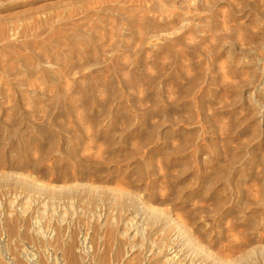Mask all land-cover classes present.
I'll return each instance as SVG.
<instances>
[{
    "label": "rangeland",
    "instance_id": "1",
    "mask_svg": "<svg viewBox=\"0 0 264 264\" xmlns=\"http://www.w3.org/2000/svg\"><path fill=\"white\" fill-rule=\"evenodd\" d=\"M163 257L264 264V0H0V264Z\"/></svg>",
    "mask_w": 264,
    "mask_h": 264
},
{
    "label": "bare ground",
    "instance_id": "2",
    "mask_svg": "<svg viewBox=\"0 0 264 264\" xmlns=\"http://www.w3.org/2000/svg\"><path fill=\"white\" fill-rule=\"evenodd\" d=\"M133 237V236H132ZM134 238V237H133ZM135 238H136V236H135ZM175 245V244H174ZM70 248V247H69ZM201 248V247H200ZM173 249V248H172ZM202 249V248H201ZM70 251V250H69ZM150 251H151V249H150ZM168 251V250H167ZM169 252V251H168ZM172 253H170V255H171ZM163 256V255H162ZM173 256V255H172ZM176 257V256H175ZM164 258V257H163ZM173 258V257H172ZM183 259V258H182ZM165 260V258L163 259V261ZM168 260V263H169V259H167ZM174 261H176L175 260V258L173 259ZM173 260H171V262L173 263ZM165 262V261H164ZM166 263V262H165ZM164 264V263H163ZM167 264V263H166ZM170 264V263H169ZM173 264H175V263H173Z\"/></svg>",
    "mask_w": 264,
    "mask_h": 264
}]
</instances>
